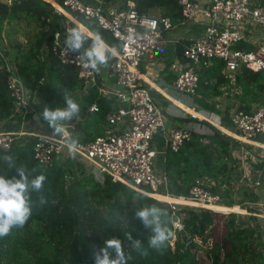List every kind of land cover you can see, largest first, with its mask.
Wrapping results in <instances>:
<instances>
[{"label":"trees","instance_id":"16d2710c","mask_svg":"<svg viewBox=\"0 0 264 264\" xmlns=\"http://www.w3.org/2000/svg\"><path fill=\"white\" fill-rule=\"evenodd\" d=\"M134 1L140 14L157 13L169 18L174 25L183 19L178 0ZM72 15L95 35L99 33L111 48L118 47L96 21ZM48 18L53 21L52 31L59 26V19L67 20L63 15L55 16L51 4L44 0H11V3L0 0V35L5 32L6 39L17 49L14 59L11 60L10 53L9 58L29 93L33 108L29 119L37 116L40 123L48 125L42 115L44 108L65 107L63 93L68 90L79 104L80 113L78 118L62 122L63 126L72 139L87 143L105 134L106 115L118 106L115 99L103 97L95 84L86 87L77 67L61 64L52 54L54 36L45 30ZM20 34L25 36L24 42L18 40ZM91 41L89 38L85 47L90 46ZM2 43L3 39L0 40ZM186 44L189 41L177 44V55L184 62L183 45ZM223 70L224 63L218 60L208 67L198 68V94L204 98L222 96L223 89L231 87V79ZM6 78V61L0 54V124L20 119L14 112L15 103ZM233 86L241 90V94L235 96L240 102L237 111L249 113L253 104L264 106L263 72L244 68L235 76ZM93 104L97 105V112H90ZM221 126L240 135L226 121L222 120ZM201 139L194 135L179 152H167L163 171L170 181V193L176 197L187 196L199 179L205 188L220 193L224 206L232 207L234 202H228L227 198L233 182L240 177V161L233 148H239L241 144L217 130L205 143ZM35 141V138H29L16 142L8 152L0 153V157L14 156L17 168L24 165L30 179L39 174L47 177L41 192L30 193L32 214L24 227L13 228L9 235L0 237V264H95V254L111 238L121 240L125 255L129 257L127 264H201L197 259L199 252L206 264H264L263 228L255 225L252 217L247 219L246 225V218L239 221L235 213L222 216L207 209L182 207L179 214H183L184 231L178 233L174 249L170 246L172 237L161 251L149 247L152 233L135 219V211L153 204L166 209L168 227L173 232L172 212L167 204L108 178L101 184L74 158L62 160L57 156L54 166L46 169L33 158ZM17 168L9 169L0 160V175L6 178L19 179ZM134 197H137L136 201L132 200ZM41 198L46 203L42 204ZM248 198L254 200L251 194ZM216 210L227 211L223 206ZM220 227L221 231L217 233ZM127 233L143 242L146 255L132 247Z\"/></svg>","mask_w":264,"mask_h":264},{"label":"built area","instance_id":"2783aa9c","mask_svg":"<svg viewBox=\"0 0 264 264\" xmlns=\"http://www.w3.org/2000/svg\"><path fill=\"white\" fill-rule=\"evenodd\" d=\"M54 1L72 17V14H77L87 21H96L118 43L115 51L112 50L115 55L110 57L107 67L101 66L97 72L88 66L84 57L64 50L73 21L68 17L65 21L59 19V26L52 31V19L46 20L45 30L53 33L52 54L57 60L63 65L77 67L79 77L86 87L95 84L96 75L106 88L108 79L112 80L110 87L114 89L115 100L119 104L117 110L106 115L109 129L105 134L90 142L78 143L74 159L82 163L101 184L108 178L114 183H120L167 204L173 218L170 246L174 249L178 233L184 231L180 208L207 209L220 214L223 211L216 208L222 204L223 198L220 193L205 188L203 181L199 179L190 188L187 196H173L170 193L168 176L163 168L158 172L154 163L156 164L161 154L164 156L169 151L179 152L184 143L194 135L201 136V141L205 143L217 129L193 116H190L192 122L186 123L185 120L189 117L187 115L181 116L180 121L170 119V126L167 127L168 121L163 109L154 99L152 89L143 80L141 62L147 55H154L165 48L170 42L165 38L167 32L178 27L186 31L198 24L201 29L197 37L176 40L177 44L186 41L189 44L183 45L187 63L173 82L175 91L192 98L197 96V69L210 66L214 60L224 63L223 72L230 78H234L244 68L264 73V0H178L183 19L177 25L172 24L167 17L140 14L134 0H93L94 3L83 0ZM53 7L55 16H65ZM0 37L4 39L3 34ZM4 42L5 40L0 44V54L6 61V84L15 103L14 112L20 119L16 121L15 129L0 130V153L8 152L16 142L35 138L33 158L40 166L52 168L57 156L62 160L73 158L69 153V143L73 139L67 129L64 135H55L41 133L31 127L29 113L33 111L32 104L27 89L9 58V48L3 45ZM247 42L252 43L254 48L247 49ZM89 110L97 112L98 107L93 104ZM217 118L221 125V117ZM230 121L246 140L241 142L249 144L264 135V106L249 113L235 110ZM161 129H167L164 152H159L154 147V136ZM249 155L245 147L240 148V166H247L246 157ZM262 177L264 171L257 182ZM160 197L190 201L194 206L163 201ZM253 206L257 208V213L253 215L264 220V212L260 213L264 210V201ZM199 253L198 261L206 264Z\"/></svg>","mask_w":264,"mask_h":264},{"label":"crops","instance_id":"0c3cea01","mask_svg":"<svg viewBox=\"0 0 264 264\" xmlns=\"http://www.w3.org/2000/svg\"><path fill=\"white\" fill-rule=\"evenodd\" d=\"M83 1L87 3H94L93 0H83ZM157 16H159V14ZM73 24L75 23L73 22ZM199 26L200 25L198 24L191 26L189 30L186 29V31H184L182 27H178L177 29H180V32H178V34L173 35V36H169L170 31L167 32L165 34V38L170 42L165 46V48L162 51L156 53L153 57L152 56H147L146 58L144 57L145 59L143 58L141 62L140 70H141L144 82L147 84V86H149L152 89L153 96L154 95L157 96L156 102L160 105L163 111L166 112L167 117H169V119H167L168 121L167 127L170 126V122H169L170 119H172L173 121L174 119H179L180 121L181 116H184V115L189 116L185 120L186 123L192 122V118L190 117V115L184 111L186 109H187L186 111L196 110L202 113H206V112L213 113L221 117V121L223 120L224 122L226 121V124L228 123L231 124L230 116L240 105V102L236 99L235 96L237 94L240 95L241 90L233 86L235 82V77L234 78L229 77L231 79V85H230L231 87L229 88L227 87L226 89H223L222 96L204 98L200 94H197V96L192 98V97L180 94L174 90L173 82L179 75V72L181 71V69H183L187 63V61L185 62L181 61L177 55L176 40H179L182 38L184 39L186 38V40H188V39L197 37L201 29ZM89 32L91 33L89 35V38L94 39L95 34L90 30ZM106 45L109 49L115 51V48H111L108 44ZM246 48L251 50L254 47L252 43L247 42ZM107 83H108L107 88L103 87L102 83H100L99 87L97 86L99 93L107 99H111V98L115 99V93L113 91L114 89L110 87V84H112L113 81L108 79ZM151 84L155 85V87L153 88ZM224 99H228L227 100L228 102H225ZM115 104L119 107V104L116 100H115ZM257 108H258L257 106L256 108L252 107V111ZM217 110L221 112V114H219ZM228 119H229V122H228ZM16 124H17L16 121L13 123L10 122V124H0V130H13L16 128ZM30 125L32 128H34L38 132L47 133V134L53 133V132H48L47 130H45L44 126L46 125L40 123V121H39V126H37L36 124L32 122L30 123ZM107 129H109L108 124L106 126V131ZM225 129L228 130L227 128ZM166 131L167 129L165 130L161 129L158 132H156L154 136V147L159 152L165 151ZM221 132L231 137L232 139H234L232 136L224 133L223 131ZM230 132L234 133L232 131ZM261 137L262 135L257 137L256 140H254L253 142H250L249 144H244L241 141L234 139L240 142L241 144L239 148L238 147L233 148V150L237 154V157L240 154L241 147H245L250 155L246 157L247 166L246 167L240 166V168H238L240 177L233 182L232 192L230 194V197L227 198L228 202L229 201L234 202L233 206L227 207L221 204L223 207L227 209V211L220 213V215L227 216L230 213H235V214L237 213L238 215H242V217H246L247 215L248 217L257 219L258 221L255 225L260 226L264 230V220H261L260 218H257L255 215H253L254 213L255 214L257 213V208H255L253 205H255V203L259 201L261 202L264 201V181H263L264 177H262L260 181L257 182L259 180L260 175L262 174V171H264V141H261ZM166 155L167 153L164 156ZM164 156L163 154H161L159 155L157 159L160 162L159 164L161 168H163ZM241 187L244 188V192H243L244 195L250 196L251 194V197L254 198V200H249V199L247 200L248 202L246 206H248V208L244 206L243 201L240 202V201L235 200V194L237 191L241 189ZM232 211H237V212H232ZM263 212L264 210L260 211V213H263ZM240 213H243V214H240ZM219 221L221 223L224 222L223 220H219ZM220 231H221V227L217 233H219Z\"/></svg>","mask_w":264,"mask_h":264},{"label":"clouds","instance_id":"9594fccd","mask_svg":"<svg viewBox=\"0 0 264 264\" xmlns=\"http://www.w3.org/2000/svg\"><path fill=\"white\" fill-rule=\"evenodd\" d=\"M89 41V33L83 31L79 26L73 27L65 40L64 50L67 53H78L88 61V66L99 72L101 66H107L110 56L115 53L109 49L102 38L97 33L92 39L90 46L85 47ZM65 107L52 110L45 107L42 115L47 121L48 126L55 135H64L65 128L62 122L72 121L79 117L80 106L69 94L68 90L63 93ZM78 150V141L73 139L69 143V153L75 158ZM8 168H17L15 157L5 155L0 157ZM19 179L6 178L0 175V237L7 236L11 230L16 227H24L32 214L30 203L31 192H41L47 177L39 174L30 179L25 166L17 168ZM137 197L132 200L136 201ZM42 204L46 200L41 198ZM168 212L166 209L153 204L143 206L135 211V219L139 220L143 226L150 229L152 235L148 240L149 247L161 251L170 240L173 233L168 227ZM127 240L131 242L132 247L146 255L143 249V242L140 239H133L131 233L126 234ZM129 257L125 255L120 239L111 238L105 241V246L95 254V264H127Z\"/></svg>","mask_w":264,"mask_h":264},{"label":"bare ground","instance_id":"6f19581e","mask_svg":"<svg viewBox=\"0 0 264 264\" xmlns=\"http://www.w3.org/2000/svg\"><path fill=\"white\" fill-rule=\"evenodd\" d=\"M49 2L55 6L59 11L63 12L65 14L66 17H68L70 20H72L76 26H79L83 31L89 33V35L91 34L89 32V30L87 28H85L86 26H84L82 23H80L78 20H76L74 17H72L70 14H68L67 12L63 11L62 8H60V6L54 1V0H49ZM149 82V81H148ZM150 84V83H149ZM153 88L155 87V85H152ZM159 90V89H158ZM184 110V109H182ZM187 110V109H186ZM187 114H189L190 116H193L194 118H197L198 120H201L202 122L207 123L209 126L216 128L219 131H223L224 133L232 136L234 139L239 140V141H246L243 136H240L238 134H232L229 133L225 128H223L219 123H218V118L216 115L211 116L210 114L206 113H202V112H198V111H186ZM161 200L163 201H171L174 202L176 204H183V205H190V206H194V204H191L190 201H185L182 199H178V198H174V197H160Z\"/></svg>","mask_w":264,"mask_h":264},{"label":"rangeland","instance_id":"374dc122","mask_svg":"<svg viewBox=\"0 0 264 264\" xmlns=\"http://www.w3.org/2000/svg\"><path fill=\"white\" fill-rule=\"evenodd\" d=\"M13 1V0H12ZM45 2H48L49 3V0H44ZM8 3H10L9 2V0H8ZM49 4H51V3H49ZM51 6H52V4H51ZM53 7V6H52ZM53 10L55 11V8L53 7ZM153 15H155V16H157L158 14H153ZM67 18V17H66ZM178 32H180V29H172L170 32H169V36H173V35H176V34H178ZM1 34H3V36H4V39L1 37L0 38V40L1 39H3V40H5L6 39V37H5V32H2ZM19 41H23L24 42V40H25V36L23 35V34H20L19 35V39H18ZM13 42V41H12ZM5 44H3V45H5V46H7L8 48H9V53H10V56H11V60H13L14 59V57L16 56V54H17V49L15 48V47H13V44H11V41L10 40H5V42H4ZM155 55V54H154ZM154 55H147V56H154ZM146 56V57H147ZM145 57V58H146ZM144 58V59H145ZM27 94L29 95V93L27 92ZM154 99L156 100L157 99V96H155L154 95ZM225 100V102H228L227 100L228 99H224ZM256 106L258 107V105L257 104H253L252 105V107L254 108H256ZM218 111V110H217ZM218 113L219 114H221V112H219L218 111ZM33 120V121H32ZM31 122L32 123H34V124H36L37 126H39V118L37 117V116H34V117H32V119H31ZM46 125V124H45ZM44 128H45V130H47L48 132H53V130L48 126V125H46V126H44ZM228 131V130H227ZM229 133H231L230 131H228ZM232 134H234V133H232ZM261 141H264V136L262 135V137H261ZM160 162L158 161V160H156V164L154 163V165H157V169H158V172H160L161 170H162V168H161V166H160V164H159ZM86 168V167H85ZM87 169V168H86ZM88 170V169H87ZM88 172L90 173V171L88 170ZM101 183V182H100ZM243 192H244V188L243 187H241V189L239 190V191H237L236 192V194H235V200L236 201H243V204H244V206L245 207H247L248 208V206H246V204H247V200L249 199L248 197L249 196H247L246 197V195H244L243 194ZM250 200V199H249ZM222 206V205H221ZM232 212H237V211H232ZM248 212H249V210H248ZM237 214V213H236ZM240 214H243V213H240ZM237 216H239L238 218H239V221H241V219L242 218H246V225L248 224L247 223V219H249V217L246 215V217H242V215H238L237 214ZM255 221V224L257 223V219H255L254 220ZM249 222V221H248Z\"/></svg>","mask_w":264,"mask_h":264},{"label":"water","instance_id":"95a60500","mask_svg":"<svg viewBox=\"0 0 264 264\" xmlns=\"http://www.w3.org/2000/svg\"><path fill=\"white\" fill-rule=\"evenodd\" d=\"M95 84L98 87L100 86V82H99V79H98L97 75L95 76Z\"/></svg>","mask_w":264,"mask_h":264}]
</instances>
